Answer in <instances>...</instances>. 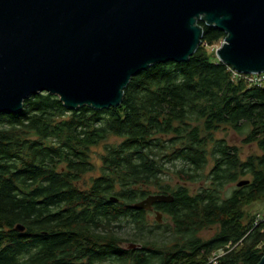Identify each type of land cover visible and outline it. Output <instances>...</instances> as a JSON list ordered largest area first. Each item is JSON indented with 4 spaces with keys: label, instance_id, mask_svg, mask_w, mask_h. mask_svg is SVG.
Masks as SVG:
<instances>
[{
    "label": "trees",
    "instance_id": "16d2710c",
    "mask_svg": "<svg viewBox=\"0 0 264 264\" xmlns=\"http://www.w3.org/2000/svg\"><path fill=\"white\" fill-rule=\"evenodd\" d=\"M200 25L189 61L138 73L119 107L68 110L40 93L0 115V264H207L227 245L218 264L260 262L264 222L246 208L264 201V85L234 79L207 50L226 35ZM225 127L246 132L243 143L261 154L242 160L239 147L215 138ZM100 145L101 175L83 188ZM242 180L249 184L237 187ZM199 182L196 191L186 185ZM152 194L174 197L157 204L169 225L148 227L134 207ZM213 227L212 238L199 236Z\"/></svg>",
    "mask_w": 264,
    "mask_h": 264
},
{
    "label": "water",
    "instance_id": "95a60500",
    "mask_svg": "<svg viewBox=\"0 0 264 264\" xmlns=\"http://www.w3.org/2000/svg\"><path fill=\"white\" fill-rule=\"evenodd\" d=\"M200 22L226 35L220 62L264 73V0H0V115L20 113L40 93L68 110L119 107L138 73L189 61L202 44ZM173 202L152 194L134 207Z\"/></svg>",
    "mask_w": 264,
    "mask_h": 264
},
{
    "label": "rangeland",
    "instance_id": "374dc122",
    "mask_svg": "<svg viewBox=\"0 0 264 264\" xmlns=\"http://www.w3.org/2000/svg\"><path fill=\"white\" fill-rule=\"evenodd\" d=\"M222 46V43H219L217 45H214L212 47H208V53H210L211 56H217V50ZM246 132L245 133H239L231 129L230 127H225L222 128L219 132L215 133V138L217 139H225L229 144L235 145L239 147L240 149V157L242 160H246V158L250 155H260L261 151L258 148L256 144H244L243 140L246 137ZM121 139L117 137H111L108 141V143H119ZM105 154L104 151V146L100 145L97 147H93L91 149V160L93 164L95 165L96 170L92 173L87 174L84 179L81 181L80 186L83 188H88L91 186V181L94 178H97L98 176L101 175L100 169L102 166L101 162V156ZM171 170H176L180 167V165L177 164V167H173L172 165L169 166ZM173 175V174H172ZM179 180L175 177L172 179V184H176ZM192 191L198 190L200 187L204 186V182H199L195 184H186ZM236 186L235 184L229 185L227 189H232L233 187ZM152 192H155L154 188H151ZM246 214L247 216H257V219L259 216H264V201H259L249 207L246 208ZM256 219V220H257ZM260 219V217H259ZM147 222H148V227H154L157 225V220H156V215H148L147 217ZM160 225H169L170 221L169 219L166 218V216L162 218V222L159 223ZM124 227L121 229V234L123 238H126L128 233L132 234L133 231H130V228L127 225H123ZM218 229L217 227L209 228L204 230L203 232L200 233V237L203 240H208L212 238L216 233ZM131 243L122 240L121 241V247L123 248H130ZM132 247V246H131Z\"/></svg>",
    "mask_w": 264,
    "mask_h": 264
},
{
    "label": "built area",
    "instance_id": "2783aa9c",
    "mask_svg": "<svg viewBox=\"0 0 264 264\" xmlns=\"http://www.w3.org/2000/svg\"><path fill=\"white\" fill-rule=\"evenodd\" d=\"M230 71L232 72L234 79L244 80L254 85H259V86L264 85V73L262 74H242V73H239L233 70L232 68H230ZM259 217L256 220V222H264V219L261 217L259 219ZM229 247L230 245H227L226 247L220 248L216 250L215 252H213L207 264H218L219 259L225 255L226 253L225 250L228 249Z\"/></svg>",
    "mask_w": 264,
    "mask_h": 264
},
{
    "label": "flooded vegetation",
    "instance_id": "af4514ba",
    "mask_svg": "<svg viewBox=\"0 0 264 264\" xmlns=\"http://www.w3.org/2000/svg\"><path fill=\"white\" fill-rule=\"evenodd\" d=\"M142 201V200H141ZM142 211H145L146 212V215L148 217V215H157V213H162L161 211H159V209L157 208V204H155L153 207H152V210H142ZM163 216L165 217L164 213H162ZM157 224H159V222L157 221L156 222Z\"/></svg>",
    "mask_w": 264,
    "mask_h": 264
}]
</instances>
